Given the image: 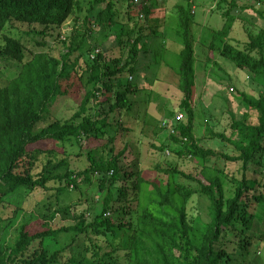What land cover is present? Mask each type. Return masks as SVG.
Listing matches in <instances>:
<instances>
[{
	"label": "trees",
	"instance_id": "16d2710c",
	"mask_svg": "<svg viewBox=\"0 0 264 264\" xmlns=\"http://www.w3.org/2000/svg\"><path fill=\"white\" fill-rule=\"evenodd\" d=\"M121 1L0 0V56L21 64L17 75L0 86V202L19 188L49 189L51 181L59 182L56 191L63 192L72 184L78 187L81 175L87 184L96 179L97 190L102 194L98 212L92 216H88V208L74 212L75 222L70 225L56 228L51 222L56 213H70V205L58 207L51 216L35 214L34 218L20 219L10 236L0 238V264H121V258L122 264H223L230 256L220 244L224 231L231 227L246 234L254 220H262L255 205L264 202V181L253 178L250 171L251 166L264 169V26L255 32L248 25L255 26L264 19V7L260 6L264 0L243 5L238 0H220L225 23L206 44L205 67H219L217 56H222L248 71L262 86L258 94L237 92L239 104L247 109L241 115L230 111L231 136L214 132L235 147L233 154L204 147L195 136L193 101L199 59L192 8L196 1L176 4L178 26L174 31L183 46L175 73L182 95L179 106L186 110L188 118L177 120L175 131L169 133L170 142L157 149H168L181 160L199 162L202 167L196 174L182 170L180 160L176 164L157 162L152 168L132 169V162L124 165L121 161L126 146L115 152L110 114L121 109L131 111L136 101L133 93L148 89L149 97L163 84L159 75L146 78L147 84L151 81L148 85L131 83L140 74L143 54L151 48L149 31L157 33L158 28L151 26L155 5L149 0H125V6L120 7ZM135 4L139 6L137 17L133 18L130 14ZM122 11H127V21L123 20ZM68 20L72 22L70 33L65 38H61L62 32L57 35L63 44L59 54L28 48L25 36L54 37L52 31ZM237 20H242L247 28L248 38L243 42L231 36ZM22 24L29 26L21 31L23 35L13 30L6 32L8 27ZM108 30L106 37L113 39L106 46L109 48L99 46L98 41L88 43L97 40V33ZM38 44L48 43L43 40ZM96 48L100 51L96 52ZM110 50L120 53L113 62L107 58ZM153 52L155 56V47ZM124 73H128V78L123 82ZM64 97L77 102L72 116L56 118L36 130L56 100ZM252 111L255 122L250 121ZM98 140L105 142L95 148ZM74 146L80 148L78 155L88 147L90 162L80 171L69 166V148ZM39 155L44 163L41 171L34 174L32 166ZM212 157L239 162L240 174L230 178L223 175L224 169L206 164ZM253 171L258 173L256 168ZM180 178L197 184L188 185ZM255 184L263 191L253 193ZM199 193L210 201L208 221L189 214V202ZM21 210L14 211L6 226L17 221ZM62 232L85 235L83 249L68 255L66 260L61 259V253L70 244L54 251L48 246L49 240Z\"/></svg>",
	"mask_w": 264,
	"mask_h": 264
},
{
	"label": "rangeland",
	"instance_id": "374dc122",
	"mask_svg": "<svg viewBox=\"0 0 264 264\" xmlns=\"http://www.w3.org/2000/svg\"><path fill=\"white\" fill-rule=\"evenodd\" d=\"M154 1H157V3ZM195 1L197 8L196 14L194 13V19L201 20L204 26L211 28L212 38L214 31L222 29L225 23V18L221 14L220 0H215V7L212 12L210 11V3H207L209 0ZM211 1L214 2V0ZM238 2L240 5L255 4L257 0H238ZM120 3V7H124L127 2L123 0ZM149 3L154 4L156 9V13L153 15V19H151L152 22L150 21L151 26L153 25L155 30L158 29L157 33L155 32L156 36L152 37L148 43L156 47L157 54L153 56L155 59L154 63L152 62V57L151 61L150 58H148L151 55L150 53L141 59L144 62L141 64L144 70L140 72V74H136L131 83L137 85L143 84L144 82V84L148 85L151 81L147 84L145 79L154 77L155 74L158 73L159 67L163 66L164 62H167L166 59L168 60V67L166 70L169 73L165 71L162 74L160 70L158 75H161L160 78L164 83L162 87H159L160 90H156L150 94L149 97L147 95L148 89H141L133 93V99L136 101L133 103L131 111L125 112V109H121L110 114V119L113 122L110 128L114 131V135L116 136L113 145L115 147V152H119L126 146L127 151L123 155L121 161L124 165L132 162L134 164L132 169L152 168L157 162H171L176 164V162L180 160V168L182 170L187 173L196 174L202 167V164L199 162L190 160V158L181 160L175 153H169L168 149L165 152L157 149L162 143L170 142L169 130L168 128L161 127L162 121L164 119H175L179 112H183V120H187L188 118L186 110L179 106L182 95L177 86L178 76L175 73L180 63L179 51L183 46V41L181 37L177 36L178 41L176 43L174 41V46L172 48L171 42L169 41L168 45L171 49L167 54L161 45L163 41L167 42L169 38L175 36L174 28L178 26V9L176 3H184L187 5L188 0H149ZM135 5L136 8H132L130 14L133 18H136L138 13L137 7L139 5ZM263 5L264 3L260 6L264 7ZM225 6L228 8V4H225ZM249 12L252 11L249 10ZM122 13L123 20L127 21V11H122ZM153 21L154 24H157L154 25ZM236 24L232 29L231 36L243 42V40L248 38L247 28L242 20H237ZM129 26L130 23L127 22L126 28ZM248 26L255 32H258L259 28L264 26V19L261 18L255 26L251 24ZM28 28V24H22L20 27L15 26V28L10 26L6 29V32L11 33L13 30L21 36L23 35L21 31ZM71 29L72 22L68 20L52 31L55 33L54 37L47 36L43 38L41 35L31 37L25 36L24 41L27 46H29L28 48L34 51L49 50L53 54H59L63 48V44L58 39L57 35L59 32H62V36H66L70 33ZM192 30L196 40L195 50L199 59L196 62V78L198 85H196V95L193 101L195 136L201 139V144L204 147L233 154L236 152L235 147L229 141L215 136L214 132H224L227 136H231L232 116L230 111L236 110L237 114L241 115V113L245 112L247 109L243 104H239L240 101L237 92L246 91L248 93L258 94L262 86L253 80L248 71L239 69L234 63L225 60L222 56H217V60L220 63L219 67L209 64L205 68L206 53L208 52L206 44L208 42H206L204 36H200L201 33L198 26L195 25ZM115 31L117 32L116 29ZM109 33V30L99 34L97 33V40L91 39L88 43L93 45L98 41L100 43L99 46L102 44L103 47L109 48L106 46H109L112 43L111 40H113L112 37H106L105 34L108 35ZM150 33H152V30ZM62 36L61 38H63ZM2 38L3 36L0 35V41H2ZM43 40L48 44L44 46L39 45L38 42ZM119 54L118 50H110L107 53V58L113 62ZM20 66L21 64L17 61L0 56V86L6 84L10 79L15 77L20 70ZM141 74H143V77ZM127 78L128 73H124L121 76L123 82L127 81ZM232 86L235 88L234 90L231 89ZM65 98L66 97L58 98L56 100L53 106H51V112L45 113L44 119L36 125V130L46 126L56 118H69L72 116L77 109V102L74 98ZM108 106L109 105H107V109ZM119 111H122V113ZM250 117V121H256L254 111H252V113L250 112ZM104 142V140H98L93 146L98 148L104 144ZM84 144L88 146V141H85ZM69 150V166L71 170L80 171L89 165L90 161L86 154L88 147L82 149L84 151L82 155H78L80 148L77 146L69 148ZM43 163L44 160L42 156L39 155L32 166L34 174H38L41 171ZM206 164H210L214 168L224 169L222 174H226L229 178L233 176V174H240L239 162H226V160L222 158L212 157L208 159ZM254 168L258 170V173H254ZM62 170H64V168H62ZM250 175L253 178L264 181V169L258 166H251ZM83 179L84 175L79 176L78 187L72 184L69 189L63 192L56 191L59 182L51 181L48 183L49 189H43L41 187L35 189L19 188L5 196L3 198L4 201L0 202V217L3 218L0 220V238H3V236H10L16 228V223L20 219L25 217L34 218L32 216H35V214H47L51 216L52 212L58 207L70 205L71 210L70 213H56L51 221L56 228L62 225L73 224L75 222L73 216L74 212H80L87 208L88 216H92L96 211L98 212L100 210V201L98 200L102 195L99 194L97 190L98 181L95 179L93 184H87ZM180 180L191 186L197 184L187 178H180ZM262 188L263 187L255 184L253 193L262 192ZM209 203L210 201L205 195L201 193L196 194L188 205L190 216H201L203 220L208 221ZM255 206H257L255 211H257L262 220H254L251 230H248L245 234L240 232V230L228 227L227 230L224 231L220 244L222 247L227 248L230 256L223 264H264V202L256 203ZM17 208L22 209L19 213V218L14 224L6 226V221H9L8 218L13 216ZM37 220H42V218ZM84 243L85 235L78 234L77 232H62L57 238L50 239L48 246L51 251H54L65 244H70V246L61 253V259L66 260L68 255L82 250ZM119 253L123 254V252ZM122 262L123 259L121 258V264Z\"/></svg>",
	"mask_w": 264,
	"mask_h": 264
},
{
	"label": "crops",
	"instance_id": "0c3cea01",
	"mask_svg": "<svg viewBox=\"0 0 264 264\" xmlns=\"http://www.w3.org/2000/svg\"><path fill=\"white\" fill-rule=\"evenodd\" d=\"M201 1V0H200ZM155 3H157V1H154ZM207 3H210V5H211V7H210V11L212 12V10L214 9V7H215V0H214V2H212L211 0H209ZM177 4V3H176ZM196 8H197V5H196V3L193 5V8H192V11L194 10V12H195V14H196ZM237 23V21L235 22V24ZM194 24L196 25V26H198L199 28H200V36H204V38H205V40H206V42H208L209 43V41L211 40V34H212V30H211V28H209V27H206V26H204L203 25V23L201 22V20H199V19H194ZM234 24V25H235ZM195 25L194 26H192V28L193 27H195ZM237 25V24H236ZM233 28H234V26H233ZM195 31V30H194ZM151 32V31H150ZM163 33V32H162ZM169 35V34H168ZM154 36H156V34L155 33H153L152 32V34L149 36V38H148V41H150L151 40V38L152 37H154ZM177 34L175 33V36L174 37H171V38H169V40L167 41V42H162L161 43V45H162V48L166 51V54L167 53H169V51H170V49L174 46V41H175V43L178 41L177 39ZM210 37V38H209ZM171 42V48H169V45H168V42ZM205 42V43H206ZM151 46V48H150V57H148V58H150V61L152 60V58H153V63H154V52H153V50H154V46L153 45H150ZM156 48V47H155ZM148 54V53H147ZM147 54H143V56H142V58L145 56V55H147ZM152 57V58H151ZM166 61L168 62V60L166 59ZM152 62H150V63H152ZM167 62L165 63H163V66H160L159 67V71H158V73L160 72V70H161V72H162V74L166 71L167 73H169L166 69H167V67H168V65H167ZM142 63H144L142 60H141V64ZM140 64V72H143V70L144 69H142V65ZM146 64V63H145ZM205 65L206 64H204V67H205ZM206 68V67H205ZM173 70V69H172ZM158 73L157 74H155V75H158ZM141 76L143 77V74H141ZM159 76H161V75H159ZM152 78V77H151ZM160 81H162L163 82V80H160ZM164 83V82H163ZM196 85H198V82H197V78H196Z\"/></svg>",
	"mask_w": 264,
	"mask_h": 264
},
{
	"label": "built area",
	"instance_id": "2783aa9c",
	"mask_svg": "<svg viewBox=\"0 0 264 264\" xmlns=\"http://www.w3.org/2000/svg\"><path fill=\"white\" fill-rule=\"evenodd\" d=\"M136 1H138V0H136ZM62 37L65 38L64 35H63ZM99 51H100V48H97V49H96V52H99ZM231 89L233 90L234 88L231 87ZM183 117H184L183 112H179L178 115H177V117H176L175 119H164V120L162 121V125H163L164 127L168 128L169 133H172V132L175 131V126H174L175 122H176L177 120H183Z\"/></svg>",
	"mask_w": 264,
	"mask_h": 264
},
{
	"label": "clouds",
	"instance_id": "9594fccd",
	"mask_svg": "<svg viewBox=\"0 0 264 264\" xmlns=\"http://www.w3.org/2000/svg\"><path fill=\"white\" fill-rule=\"evenodd\" d=\"M194 11V10H193Z\"/></svg>",
	"mask_w": 264,
	"mask_h": 264
}]
</instances>
